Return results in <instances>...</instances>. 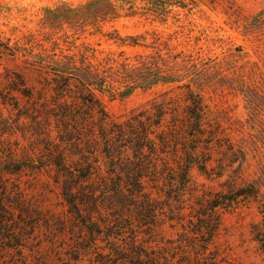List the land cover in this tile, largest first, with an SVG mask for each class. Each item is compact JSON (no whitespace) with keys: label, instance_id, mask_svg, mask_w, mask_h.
Segmentation results:
<instances>
[{"label":"trees","instance_id":"trees-1","mask_svg":"<svg viewBox=\"0 0 264 264\" xmlns=\"http://www.w3.org/2000/svg\"><path fill=\"white\" fill-rule=\"evenodd\" d=\"M120 1L132 5L131 0ZM160 8L158 1L148 4L157 19ZM129 40L131 46L138 44L136 37ZM112 61L97 69L85 54L77 59L60 51L51 57L47 71L52 78L42 87L53 94L55 108L45 114L26 109L23 116L37 123L52 118L56 139L69 143L74 153L71 157L48 141L40 155L24 161L4 159L0 152V240L14 246L12 255L17 258L2 264H220L211 247L222 215L260 195L255 181L225 192L192 195L198 191L193 170L207 179L219 178L244 160L204 97L210 69H199L194 58L182 52L160 50ZM158 85L165 90L123 120L112 118L98 97L124 98L136 89ZM14 90L31 98L27 89ZM242 96L246 112L259 115L262 97L248 87ZM6 147L1 143V149ZM45 169L53 171L64 208L48 219L75 237L69 254L56 250L51 260L21 249L33 235L26 233L20 218L33 220L40 214L27 206L21 191L9 192L4 182L5 176L30 171L37 177ZM149 190L162 193L164 199H153ZM186 194L193 199L187 212ZM36 225L32 222L29 232ZM165 227L175 238L164 239ZM254 237L264 251V232L256 229Z\"/></svg>","mask_w":264,"mask_h":264},{"label":"rangeland","instance_id":"rangeland-1","mask_svg":"<svg viewBox=\"0 0 264 264\" xmlns=\"http://www.w3.org/2000/svg\"><path fill=\"white\" fill-rule=\"evenodd\" d=\"M151 1L161 4V18L148 11ZM131 3L128 6L120 0H0V152L4 159L24 161L34 154L40 155L43 143L48 141L73 157L72 146L56 139L52 118L37 123L23 116L26 109L44 113L55 108L53 94L46 93L42 85L52 78L47 71L49 62L60 51L77 59L85 54L97 69L109 67L114 59H133L157 50L182 52L193 57L199 69H210L204 97L229 142L244 155V160L239 159L219 178L213 175L207 179L193 170L192 179L198 191L192 195H200L203 190L225 192L250 181L260 185L257 200L243 202L222 215L211 251L220 264H264V251L254 237L256 229L264 232V106L259 115L251 117L242 96L248 87L264 102V0ZM129 37H136L138 44L131 46ZM18 77L23 79V85ZM14 89H27L31 98ZM164 90V86L158 85L136 89L124 98L112 99L107 94L98 97L112 118L123 120L131 110L144 106ZM1 143L9 147L1 149ZM4 182L9 192L21 191L27 206L40 214L33 220L20 218L26 233L33 235L29 243L21 244V249L40 252L50 260L56 250L69 254L75 237L59 230L48 219L64 209L53 184V171L45 169L37 177L30 171L5 176ZM149 192L153 199H164L158 191ZM185 199L187 212L193 199L188 194ZM101 211L106 214L104 209ZM32 222L37 223L36 230L29 232L27 227ZM162 236L175 238L167 227ZM14 252L12 244L0 240V264L5 260L15 262Z\"/></svg>","mask_w":264,"mask_h":264}]
</instances>
